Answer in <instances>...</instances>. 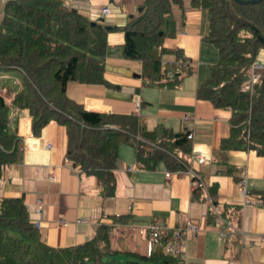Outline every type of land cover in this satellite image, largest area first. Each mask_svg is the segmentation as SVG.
<instances>
[{
  "label": "trees",
  "instance_id": "1",
  "mask_svg": "<svg viewBox=\"0 0 264 264\" xmlns=\"http://www.w3.org/2000/svg\"><path fill=\"white\" fill-rule=\"evenodd\" d=\"M180 1L144 0L138 13L120 28L124 33L123 55L140 61L142 76L157 87H175L192 71L189 58L179 48L162 45L164 17L171 3ZM3 3L0 70H20L21 87L10 103L28 109L32 134H39L51 119L64 125L66 158L79 165L82 172L93 174L103 195L113 192V169L122 142L134 148L139 168L152 169L159 161L168 170L187 165L191 149L186 129L173 131L160 126L146 130L135 114L89 110L67 96L65 87L69 81L111 85L103 75V57L106 33L116 26L93 21L62 0ZM190 3L207 9L208 30L203 39L218 52L217 60L207 65V75L198 82L196 96L230 111L229 134L221 138L219 152L225 155L231 148L253 149L264 156V69L252 91L241 89L251 63L259 50L264 49V0H190ZM166 52L174 53L176 60L162 66L161 56ZM9 110L0 93V174L3 166L21 158V138L8 125ZM225 171L233 174L235 167L226 164ZM233 177L240 179L237 175ZM200 193L207 199L203 188L196 185L193 195ZM248 193L264 206V189ZM239 214L238 205L224 206L221 212L223 219L235 227L239 225ZM112 217L123 221L129 218ZM208 219L213 224L217 220L211 207ZM221 225L225 227V223ZM111 227L100 222L89 239L52 246L40 238L22 198L3 197L0 264L180 263L181 258L167 253L161 243L153 244L147 254L113 247Z\"/></svg>",
  "mask_w": 264,
  "mask_h": 264
},
{
  "label": "crops",
  "instance_id": "2",
  "mask_svg": "<svg viewBox=\"0 0 264 264\" xmlns=\"http://www.w3.org/2000/svg\"><path fill=\"white\" fill-rule=\"evenodd\" d=\"M62 2L93 21L116 26L106 33L103 57V75L111 85L69 81L67 96L89 110L135 114L146 130L163 126L191 131L187 164L200 174L206 191L222 208L239 206V231L223 237L208 219L209 200L201 193L193 195L186 173L166 176L162 161L152 169L139 168L134 148L123 142L118 145L113 169V192L103 195L96 177L66 158L64 125L51 119L34 135L28 109L10 103L21 87L18 75L14 87L6 82L0 86L10 108L8 125L21 138V158L1 169L0 199L20 196L40 238L52 246L80 243L92 236L100 222H106L112 225L113 247L147 254L151 245L146 224L153 216H160L169 226L196 228L184 231L185 251L179 264H264V206L245 201L246 196L253 198L248 190L264 189V156L253 149L232 148L221 154L220 140L229 134L230 111L196 96L207 65L218 57L216 47L203 39L208 30L207 9L193 6L190 0L171 3L162 23V45L179 48L189 58L192 71L175 87H157L142 76L140 61L122 53L124 33L120 28L138 13L144 0ZM3 7L0 1V22ZM103 7L109 10L105 14ZM256 59L264 62V49ZM175 60L172 52L161 56L162 65ZM11 71L20 73L19 69L0 70V78H10ZM226 164L235 167L233 174L225 171ZM234 175L244 177L243 189ZM112 215L129 218L123 221Z\"/></svg>",
  "mask_w": 264,
  "mask_h": 264
},
{
  "label": "built area",
  "instance_id": "3",
  "mask_svg": "<svg viewBox=\"0 0 264 264\" xmlns=\"http://www.w3.org/2000/svg\"><path fill=\"white\" fill-rule=\"evenodd\" d=\"M5 1V0H0ZM109 10L107 7H103L101 12L102 14L107 13ZM186 62H181V65L185 64ZM188 64H191L188 61ZM163 66V65H162ZM192 67V66H191ZM264 68L263 64L260 63L259 60H254L249 68L247 77L241 83L242 90H253V85L257 81L261 70ZM136 107H138V103H136ZM186 117V116H185ZM188 137L191 136V131L187 133ZM186 173L190 178V187L194 188L196 185L201 186L207 195V198L210 203V207L213 212L216 214V222L215 225L219 230V233L225 237L229 235L231 232L239 231L238 227L233 226L232 224L228 223L226 220L223 219L221 216L222 206L214 199L213 196H210L206 191V184L204 180L201 178L198 172H196L191 166L184 165L183 168H178L175 170H167L165 171V175L169 176L172 173ZM240 187L243 189L245 179L241 175L239 179ZM246 202H252L255 204H259L257 200L253 198H249L248 196L245 197ZM225 223V227H222L221 223ZM147 229V238L149 240L150 245L156 243H161L163 249L176 257L183 258L184 256V245H185V234L184 231H196L195 226L187 225L185 228H181L179 226H169L165 221L162 220L160 216H153L148 223L146 224Z\"/></svg>",
  "mask_w": 264,
  "mask_h": 264
},
{
  "label": "rangeland",
  "instance_id": "4",
  "mask_svg": "<svg viewBox=\"0 0 264 264\" xmlns=\"http://www.w3.org/2000/svg\"><path fill=\"white\" fill-rule=\"evenodd\" d=\"M256 60V59H255ZM261 63V62H260ZM264 64V62H263ZM2 72H0L1 74ZM10 75H12L10 78H0V86L6 82L7 85H10L11 88L14 87V85L16 84V81H15V75H18L17 76V79H20L21 80V75L20 73H17L16 71H11L10 72ZM122 144V143H120ZM200 175V174H199ZM202 178V177H201ZM204 190V189H203ZM205 192V190H204ZM208 193V192H207ZM209 194V193H208ZM210 195V194H209ZM208 199V198H207ZM154 264H171V263H164V262H158V263H154Z\"/></svg>",
  "mask_w": 264,
  "mask_h": 264
},
{
  "label": "water",
  "instance_id": "5",
  "mask_svg": "<svg viewBox=\"0 0 264 264\" xmlns=\"http://www.w3.org/2000/svg\"><path fill=\"white\" fill-rule=\"evenodd\" d=\"M237 1H240V2H254V1H258V0H237Z\"/></svg>",
  "mask_w": 264,
  "mask_h": 264
}]
</instances>
